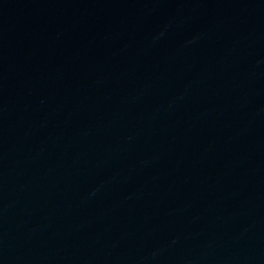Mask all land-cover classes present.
Masks as SVG:
<instances>
[{
  "label": "water",
  "instance_id": "water-1",
  "mask_svg": "<svg viewBox=\"0 0 264 264\" xmlns=\"http://www.w3.org/2000/svg\"><path fill=\"white\" fill-rule=\"evenodd\" d=\"M0 264H264V0H0Z\"/></svg>",
  "mask_w": 264,
  "mask_h": 264
}]
</instances>
